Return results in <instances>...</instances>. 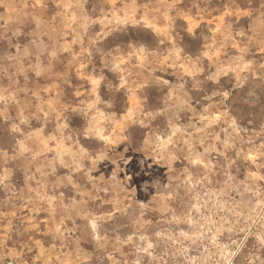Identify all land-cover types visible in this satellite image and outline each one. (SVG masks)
Returning a JSON list of instances; mask_svg holds the SVG:
<instances>
[{
    "label": "rangeland",
    "instance_id": "rangeland-1",
    "mask_svg": "<svg viewBox=\"0 0 264 264\" xmlns=\"http://www.w3.org/2000/svg\"><path fill=\"white\" fill-rule=\"evenodd\" d=\"M0 264H264V0H0Z\"/></svg>",
    "mask_w": 264,
    "mask_h": 264
}]
</instances>
